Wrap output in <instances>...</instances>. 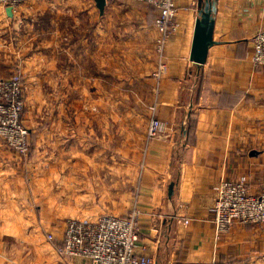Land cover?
<instances>
[{
  "label": "crops",
  "instance_id": "1",
  "mask_svg": "<svg viewBox=\"0 0 264 264\" xmlns=\"http://www.w3.org/2000/svg\"><path fill=\"white\" fill-rule=\"evenodd\" d=\"M106 1L103 13L96 0H28L27 9L13 15L0 7V78L10 76L13 59L21 60L28 101L36 108L44 100L53 107L55 96L66 99L75 91L79 99L144 102L143 109H95L92 116L69 109L68 102L67 109H43L55 115L53 129L76 126L59 139L37 135L28 159L0 139V264H84L58 254L66 221L124 216L135 204L141 212L139 252L158 264H238L249 257L264 264L263 226L237 222L218 237L211 220L221 181L246 177L252 193L264 191V69L253 66L249 53L253 35L264 29V0H211L214 44L202 67L191 60L201 0H177L180 28L167 48L156 109L163 130L152 139L153 112L147 108L156 81V9ZM42 7L48 18L78 19L72 44L65 42L64 28L50 24L38 31L43 45L31 42L24 19ZM10 33L18 35L16 46L7 41ZM125 49L137 60L127 55L121 62ZM192 74L201 77L199 86ZM231 95L240 97L233 107ZM41 112L32 109L25 120L30 130L44 123ZM191 113L196 128L188 142L183 130ZM68 114L77 122L67 123Z\"/></svg>",
  "mask_w": 264,
  "mask_h": 264
},
{
  "label": "built area",
  "instance_id": "2",
  "mask_svg": "<svg viewBox=\"0 0 264 264\" xmlns=\"http://www.w3.org/2000/svg\"><path fill=\"white\" fill-rule=\"evenodd\" d=\"M28 0H0V6L11 7L16 14ZM157 11V29L160 36L156 41L158 68L155 77L160 79L167 71V46L179 31L180 7L177 0H137ZM253 66L264 69V29L253 35L251 41ZM21 74L0 78V139L8 141L10 149L28 156L31 143L29 130L21 123L25 109L26 91L21 85ZM163 130L162 122L153 111L148 129L150 139ZM140 210L137 205L127 215L105 214L96 220L70 218L58 242V254L64 259H80L84 264H158L154 257L139 252ZM212 223L218 237L229 233L237 222L243 225L264 226V191H250L246 177L239 180H223L217 189L213 207ZM189 223V219L185 220ZM55 240L53 234L48 235ZM0 253V260H1ZM254 264V263H239Z\"/></svg>",
  "mask_w": 264,
  "mask_h": 264
},
{
  "label": "rangeland",
  "instance_id": "3",
  "mask_svg": "<svg viewBox=\"0 0 264 264\" xmlns=\"http://www.w3.org/2000/svg\"><path fill=\"white\" fill-rule=\"evenodd\" d=\"M128 1H131L133 3H138V2H136L137 0H128ZM27 2H25V3H23L21 5V7H20L18 12L22 11L23 8L27 9V6H26ZM139 4L147 6L146 4H143L142 2H139ZM0 7H3V6H0ZM45 11H46L45 8L42 7L40 12H38L39 14L34 15V16L32 14L31 16H29L26 19L22 18V19H24L25 23L27 22L26 25L29 26L30 30H29L28 33H30L32 35V37H34V39L31 42H33V43L37 42V44L43 45L44 42L46 41V38H44L45 36H42L41 33L38 32V31H47V27L50 24V26L54 27V28L59 27L61 30L64 28L65 32L68 33V35H66L65 42L67 44L68 43L72 44L74 42L75 37H76V35H74V33L76 32V28L73 27L72 25L76 24L78 19H76V18H64V19H61V18H59V19L48 18V17L45 16L46 15ZM157 16H158V14H157V11H156L155 18H154V23L151 26L154 29L157 30L158 35L157 34L156 35L159 38L160 32L157 29V22H156ZM142 25H143V28L141 30L144 31V32H148L147 29H145L147 27V25L146 24H142ZM25 27H27V26H25ZM139 27H140V25H139ZM21 30H23V29H21ZM135 30H139V29H135ZM9 35H10V37H9L10 40H7V41L8 42H14V46H16L15 45L16 41H14V39L17 40L18 35L15 36L16 34H14V33H10ZM158 38H156V41H157ZM143 39H141V40H143ZM170 40L168 42V45L170 43ZM156 41H155V48H156ZM8 45H10V44H8ZM14 46H13V43H11V47L10 48L13 49ZM155 48H154V55H155V58H156V68H155V72L153 73V76H154L153 79H154V81L155 80L156 81L154 82V93H153L154 95H153V98L148 99V100H150V104L148 105V108H147V109H151L152 112L154 110L158 109L159 96H160V94H159L160 90L159 89H160V86L162 84L161 81H162L163 77H165V75L167 74V71H166V73L160 79L155 77V73H156L157 68H158V56H157L158 53L156 52ZM167 48H168V46H167ZM250 52H252V51H249V53ZM121 54H122V56L119 57L121 62L125 59V57L127 55H129L128 57H130V58L134 57V60L135 59L137 60V58L134 56L133 50L131 51V53H129V50L125 49V51H121ZM137 54H139V53H137ZM165 62H166V65H168V60H165ZM20 64H21V60H20V63H19V60L13 59L11 61V63H10V70H11L10 76H8L6 78L13 77L17 73L21 74V76H22L21 77V85H22L23 89L26 91V94H25V109H24V112L21 115V123H23V125L29 130V140H30V143H31V149H30V152H27L28 156H24V155L18 153L17 151H15V149L13 150V151L18 153L20 156H22L25 159H28V158L31 157V155L33 153V141L35 140L37 135L38 136L41 135L43 137V136H46V134H48L49 136L52 135V137L59 139V138H61V135H64L65 133H67L68 128L72 129V127L76 126L75 123H72V124L66 125L67 128L60 126L58 129H53L51 127L53 123L49 124V122L53 121L52 117L55 116V115L45 114V110L43 111V109H56L57 107H58L57 109H67L65 107V106H67V102H68V104L70 106L69 109H85V111L90 113L91 116L95 115L94 114L95 113V109H143L141 106L144 105V102H140L141 100H138L136 98H132V97H101L100 99H94V98H91L88 95L86 97V99H79L76 96L77 93H76L75 90H73L75 92H71L70 97L66 98V99L64 97H62V96H59V97L55 96V98H57V99L54 98V102L55 103H52L53 107H51L50 104H47V103L45 104V100H44L43 103H42L43 106H40V107L36 108L33 100H31V101L29 100L28 101V94H27V90L28 89H27V87H28L29 80L26 77L27 75H24V74L21 73V70L19 68ZM167 70H168V66H167ZM191 78H192L194 84H196V86H197V84H198V86L201 84V77H197V75L192 74ZM70 84H71V86H73L72 83H70ZM73 89H76V88H73ZM78 105H80V106H78ZM62 107H64V108H62ZM32 109H42V112L39 113V115L43 117L42 118V122H44V123H42V125L39 126L36 131H34V129H33V131L30 130L29 126L27 125V123L25 121L28 118V116H30V114L32 112ZM120 111H123V110H120ZM34 114L36 115V113H34ZM45 116H46L47 120H45ZM75 117L77 118V116H75V115L68 114L69 120L67 121V123L68 122L71 123L73 121L77 122ZM104 117H106V116H103L102 120L105 121V122H108ZM27 121H28V119H27ZM56 123H61L62 124V122H60V121L56 122ZM188 125L189 124H188V121H187L185 127H187ZM148 129H149V127H148ZM76 131H77L76 129L72 130L73 133L76 132ZM4 142H5L6 146L9 147L8 146V141L7 142L4 141ZM60 150H61V147L58 149V151H60ZM247 183H248V180H247ZM79 219H84V218H79ZM243 262L244 263L263 264L262 261H258L257 259L252 258V257H249V258H247L246 260H244V261H242L240 263H243Z\"/></svg>",
  "mask_w": 264,
  "mask_h": 264
},
{
  "label": "water",
  "instance_id": "4",
  "mask_svg": "<svg viewBox=\"0 0 264 264\" xmlns=\"http://www.w3.org/2000/svg\"><path fill=\"white\" fill-rule=\"evenodd\" d=\"M97 7L103 13L105 10L106 0H96ZM199 17L196 21L194 38L191 49V60L195 62L199 67H202L208 57L209 49L214 44L213 33L215 27L214 14L216 12V2L211 0H205L202 3ZM8 13L13 15L11 7L8 9ZM175 183H171L169 187V195L174 194Z\"/></svg>",
  "mask_w": 264,
  "mask_h": 264
},
{
  "label": "trees",
  "instance_id": "5",
  "mask_svg": "<svg viewBox=\"0 0 264 264\" xmlns=\"http://www.w3.org/2000/svg\"><path fill=\"white\" fill-rule=\"evenodd\" d=\"M153 7V6H151ZM155 8V7H154ZM245 40H248L250 41V38L249 39H245ZM247 41V42H248ZM202 76V74H201ZM222 96V95H221ZM239 99L240 97H233L232 98V95H231V104H230V107H233L235 106L238 102H239ZM222 100V98H221ZM224 105V104H223ZM229 107V106H228ZM188 126L185 127V129L183 130V133L187 135V141L189 142L190 140H192L193 138V133L195 131V128H196V118H195V113H191V115L189 116V119H188Z\"/></svg>",
  "mask_w": 264,
  "mask_h": 264
}]
</instances>
